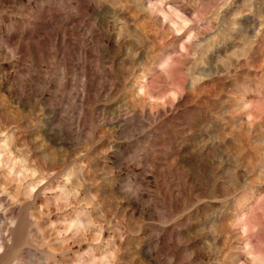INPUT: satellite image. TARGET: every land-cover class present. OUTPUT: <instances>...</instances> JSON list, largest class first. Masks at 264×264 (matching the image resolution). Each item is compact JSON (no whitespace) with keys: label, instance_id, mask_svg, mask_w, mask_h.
<instances>
[{"label":"rangeland","instance_id":"1","mask_svg":"<svg viewBox=\"0 0 264 264\" xmlns=\"http://www.w3.org/2000/svg\"><path fill=\"white\" fill-rule=\"evenodd\" d=\"M0 264H264V0H0Z\"/></svg>","mask_w":264,"mask_h":264}]
</instances>
